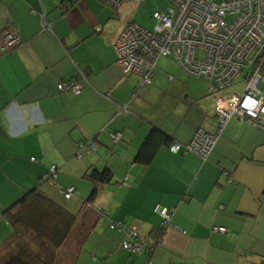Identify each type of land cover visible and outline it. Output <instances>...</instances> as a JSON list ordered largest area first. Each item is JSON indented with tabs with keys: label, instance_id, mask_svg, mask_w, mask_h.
Masks as SVG:
<instances>
[{
	"label": "crops",
	"instance_id": "obj_1",
	"mask_svg": "<svg viewBox=\"0 0 264 264\" xmlns=\"http://www.w3.org/2000/svg\"><path fill=\"white\" fill-rule=\"evenodd\" d=\"M140 3L0 0V258L13 238L7 209L39 189L76 213L93 187L87 172L108 168L111 177L92 201L107 215L73 264H264V122L232 118L205 161L173 152V143H189L199 129L215 132L214 98L205 80L171 56L158 59L151 83L133 95L139 77L116 63L114 44L136 22L133 5ZM43 17L51 30L42 28ZM7 31L21 41L6 53ZM79 71V94L58 88ZM154 127L171 145L149 164L135 162ZM88 141L96 144L90 151L80 147ZM52 166L56 177L44 180ZM69 187L75 192L66 199L60 191ZM157 206L171 213L158 245L150 253L123 250L129 229L153 241L163 227ZM112 221L125 229L110 228Z\"/></svg>",
	"mask_w": 264,
	"mask_h": 264
},
{
	"label": "built area",
	"instance_id": "obj_2",
	"mask_svg": "<svg viewBox=\"0 0 264 264\" xmlns=\"http://www.w3.org/2000/svg\"><path fill=\"white\" fill-rule=\"evenodd\" d=\"M102 1L117 8L122 2L140 3L143 0ZM167 1L164 11L152 14L155 23L151 30L136 22L126 23L114 44L116 63L125 73L139 77L133 95L141 86L151 83L156 63L164 56H171L190 76L207 82L208 92L214 98L217 131L209 133L199 129L189 143L170 146L173 152H193L206 159L231 118H246L259 126L264 122V86H259L262 80L259 65L264 62V55L261 56L264 49V0ZM232 15L234 18L227 21L226 18ZM42 28L51 30L44 17ZM1 41V49L7 53L21 40L16 33L7 31L2 34ZM249 68L245 87L229 90V86L234 85L242 72ZM79 73L80 77L84 76L83 72ZM80 77L61 82L58 88L66 93L79 94L82 89ZM111 136L115 142L120 133H111ZM80 147L90 151L96 144L88 141ZM51 174H56L55 166L50 167L45 178ZM73 191L68 188L63 192L70 197ZM156 211L167 224L170 220L168 209L157 206ZM110 227L118 231L125 229L121 222H111ZM214 229L225 231V227ZM127 235L129 238L122 241L125 250L140 254L148 249L149 243L139 237L138 231L129 229Z\"/></svg>",
	"mask_w": 264,
	"mask_h": 264
},
{
	"label": "trees",
	"instance_id": "obj_3",
	"mask_svg": "<svg viewBox=\"0 0 264 264\" xmlns=\"http://www.w3.org/2000/svg\"><path fill=\"white\" fill-rule=\"evenodd\" d=\"M262 55H264V49L261 53ZM261 64H258L262 75L259 86L263 87L264 62ZM250 70V68L245 69L234 82V85L229 86L228 89L230 90L233 87L236 90H242L248 81L247 73ZM79 77L80 73L78 72L71 79ZM237 81L243 84L241 88L238 87ZM217 127L215 132L217 131ZM163 145H171L170 137L159 128H152L137 152L135 162L149 164L158 149ZM48 173H50V169L46 174ZM45 175L43 177L44 180L51 181L56 177V174H51L46 179ZM87 177L92 180L93 187L89 197L84 200L76 213L68 212L39 189L32 190L26 198L7 209L4 213V218L12 226L13 238L6 244L8 246L7 256L0 258V264H73L78 248L83 244L85 238L92 230L93 224L99 219H104L107 215L105 210L98 209L92 201L98 193L100 186L110 179L111 171L108 168L102 171L91 168L87 172ZM69 188L74 189L70 195L71 197L75 192V188ZM66 189L68 188L62 189L60 192L64 198L69 199L70 197H66L63 192ZM168 211L170 212V210ZM112 223L116 222L112 221ZM110 225L111 222L109 223V227ZM162 225L163 227L158 229L153 235L154 239L151 242L145 237L139 236L149 243L148 249H146L147 252L150 253L158 245L164 230L170 225V220L167 224L163 223ZM114 229L118 231L117 228ZM127 238H129L128 235L122 241ZM122 241L120 242V246L125 250L122 247Z\"/></svg>",
	"mask_w": 264,
	"mask_h": 264
},
{
	"label": "rangeland",
	"instance_id": "obj_4",
	"mask_svg": "<svg viewBox=\"0 0 264 264\" xmlns=\"http://www.w3.org/2000/svg\"><path fill=\"white\" fill-rule=\"evenodd\" d=\"M216 1L220 2L222 0H216ZM133 6H134L133 7L134 16L133 17L136 23L142 27H145L151 30L155 23L154 19L152 18V14L154 13V11H164L166 7L168 6V1L167 0H144L140 4H136ZM233 18H234L233 15L228 16L226 20L230 21Z\"/></svg>",
	"mask_w": 264,
	"mask_h": 264
}]
</instances>
